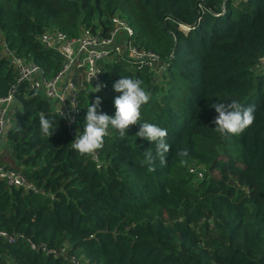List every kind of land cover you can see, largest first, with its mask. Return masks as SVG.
<instances>
[{"label": "trees", "instance_id": "16d2710c", "mask_svg": "<svg viewBox=\"0 0 264 264\" xmlns=\"http://www.w3.org/2000/svg\"><path fill=\"white\" fill-rule=\"evenodd\" d=\"M112 15L166 69L157 78L118 57L102 64L100 91L79 92L77 135L96 97L97 111L114 115L121 76L141 79L151 94L142 121L124 137L110 127L95 159L72 149L52 104L17 81L0 54V97L13 87L17 108L0 164L36 187L0 179V230L14 234L12 242L0 237V264H70L69 255L82 264H264V0H0V45L49 77L60 56L35 34L103 33ZM232 101L254 105L255 120L238 136H221L212 105ZM41 113L57 122L49 138L40 134ZM142 122L168 133L167 164L156 159L153 172L142 160L155 144L136 137ZM183 148L188 167L177 156Z\"/></svg>", "mask_w": 264, "mask_h": 264}, {"label": "built area", "instance_id": "2783aa9c", "mask_svg": "<svg viewBox=\"0 0 264 264\" xmlns=\"http://www.w3.org/2000/svg\"><path fill=\"white\" fill-rule=\"evenodd\" d=\"M133 29L126 20L118 15H112L109 26L103 33L83 28L77 35L70 36L55 29L34 35V39L43 47L57 52L60 63L56 72L49 77L41 74L40 67L30 59H25L11 52L5 44L0 45V54L7 57L12 66L17 81L25 84L28 90L38 92L52 104V111L62 122L67 133L75 140L78 124V95L84 87L104 83L100 79L102 64L115 58H127L135 64L142 65L160 78L166 69V63L153 52L136 47L132 42ZM264 65V57L260 67ZM95 74V75H94ZM15 89L10 87L8 92L0 97V144L2 131L7 120L6 109L13 98ZM64 115L60 116V113ZM95 159V153L90 154ZM190 171L193 169L190 168ZM200 176V173H197ZM0 179L6 186L36 191V187L28 182L20 172L0 164ZM0 237L7 242L14 240V234L0 230ZM30 249L36 246L27 240ZM54 253V251L45 250ZM63 252V249L58 251ZM70 264H82L79 258L68 256Z\"/></svg>", "mask_w": 264, "mask_h": 264}, {"label": "clouds", "instance_id": "9594fccd", "mask_svg": "<svg viewBox=\"0 0 264 264\" xmlns=\"http://www.w3.org/2000/svg\"><path fill=\"white\" fill-rule=\"evenodd\" d=\"M142 85L141 79L129 76H121L115 81L113 89L121 95L114 98L115 113L111 116L97 111L101 104V98L96 97L95 102L87 107L83 132L77 135L71 143L72 149L81 155L93 154L103 147L104 138L109 135L110 127L117 130L121 137H124L130 126L140 123L142 121L141 109L151 99L150 92ZM101 88L102 85L97 84L91 92H98ZM212 107L218 113L214 123L216 124V132L221 136L228 134L238 136L249 128L255 120L254 105L245 106L239 101H232L230 103L217 102ZM62 115L64 114L61 112L60 116ZM56 126L57 122L54 117L46 118L44 113L39 115V128L42 138H49L53 135ZM167 134V129L149 122H142L136 133V137L144 138L155 144V155L151 149L144 152L142 164L147 167L148 172L155 171L156 159H159L161 165L167 164L165 157L170 150V145L166 142ZM177 156L180 158V165L188 167L189 150L183 148L177 152Z\"/></svg>", "mask_w": 264, "mask_h": 264}, {"label": "rangeland", "instance_id": "374dc122", "mask_svg": "<svg viewBox=\"0 0 264 264\" xmlns=\"http://www.w3.org/2000/svg\"><path fill=\"white\" fill-rule=\"evenodd\" d=\"M87 88H88V91H91L92 90L91 86H89ZM14 107L16 108L15 104L10 103L9 106L7 107V109H6V117H7V120L4 123L3 130H6L9 127V125H10L11 122H9L8 120L10 119V117H11V119L14 118V115L16 114L17 108H16L15 111L12 112V110H13ZM1 150H2V145L0 147V151Z\"/></svg>", "mask_w": 264, "mask_h": 264}, {"label": "bare ground", "instance_id": "6f19581e", "mask_svg": "<svg viewBox=\"0 0 264 264\" xmlns=\"http://www.w3.org/2000/svg\"><path fill=\"white\" fill-rule=\"evenodd\" d=\"M5 132H6V130H3V131H2V137L5 136ZM0 147H1V144H0Z\"/></svg>", "mask_w": 264, "mask_h": 264}]
</instances>
